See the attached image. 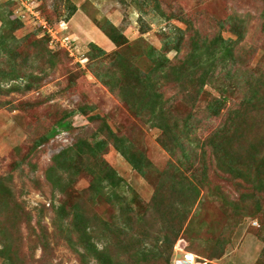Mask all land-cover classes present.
Returning <instances> with one entry per match:
<instances>
[{
  "label": "rangeland",
  "instance_id": "obj_1",
  "mask_svg": "<svg viewBox=\"0 0 264 264\" xmlns=\"http://www.w3.org/2000/svg\"><path fill=\"white\" fill-rule=\"evenodd\" d=\"M231 15L244 24L235 46L237 79L258 81L264 78V0H0V249H6L0 264H81L65 239L77 240L73 210L94 225L110 263L171 264L190 251L211 264H257L264 188L253 183L264 182V166L255 173L250 155L264 152V108L244 111L231 132L216 134L226 109L217 118L205 112L217 95L210 86L194 107L178 98L169 117L181 144L171 153L159 141L161 130L131 107L143 94L137 79L153 65L149 48L174 63L196 36L220 31L234 40ZM106 21L123 34V44L98 28ZM111 65L121 94L133 95L131 104L95 75ZM163 91L165 98L174 95L170 87ZM240 94L231 97L235 105ZM95 115L147 161L141 175L105 140L100 157L122 181L100 198H91L88 174L48 172L53 156L78 139L107 138ZM214 136L219 139L210 145ZM254 192L261 209L247 214ZM234 204L246 215L234 217ZM94 263L100 264L89 257L87 264Z\"/></svg>",
  "mask_w": 264,
  "mask_h": 264
},
{
  "label": "trees",
  "instance_id": "obj_2",
  "mask_svg": "<svg viewBox=\"0 0 264 264\" xmlns=\"http://www.w3.org/2000/svg\"><path fill=\"white\" fill-rule=\"evenodd\" d=\"M262 17V28L264 30V15ZM229 22L230 32L237 37L236 39L225 38L220 31L211 38L202 37L199 41L196 36L195 39L190 42L188 54L183 59L174 63L162 54L156 56V50L149 48L148 55L151 57L153 65L147 74L137 79V87H140L139 89L143 94L139 97V103L132 104L131 107L138 116L145 117L153 127L161 130L159 141L163 148L171 153L174 152L175 147L181 144L180 133H176L172 130V128L176 126L170 122L169 117L170 107L174 105L173 103L178 98L185 99L187 104L194 107L196 103L201 100L202 96L207 94L205 87L210 86L217 95H211V99L206 104L205 112L217 118L221 116L224 109H226V113L224 114L225 119L215 132L216 134L231 132V125L237 121L239 116L243 115L242 113L244 111L254 115L255 113L258 114V109L264 108L261 106V103L264 102V95L260 96L264 93V78L260 77L258 81L250 78L247 82L237 79L239 75L236 69L238 60L235 46L243 35V18L239 15H231L227 23ZM106 24L107 26L98 24V28L115 45L119 46L123 44V41H125L123 34L110 22L106 21ZM224 24L225 22L219 23V27L223 29ZM91 45L100 56H109L98 46ZM175 49L178 51L177 47ZM97 68H99L98 64ZM112 70L113 67L111 65V67L103 68L101 71L99 70L100 72H95V75L107 85L109 89L116 92L118 96L123 97V100L131 104L133 102V95L130 94L124 97L121 94L124 88L112 78V76L115 75L114 71V73H111ZM222 70H224V72H222ZM182 76L188 77L187 82L184 84H182ZM168 87L174 89V95L165 98L163 90ZM236 92L241 93V99L238 105L231 102V97ZM91 119L100 120L98 131L101 134H106L107 138L95 139L91 143L88 142L87 139H78L72 146L53 156L48 172H55L57 168H60L70 176H74L78 173H86L90 176L88 192H90L91 198H100L107 194L105 191L107 187L108 190L110 188L113 189L116 186L118 187L122 181L116 172L100 157V153L107 143L105 140L111 141L112 146L125 158L132 168L141 175H145L146 173L147 161L142 154L133 152L129 145L124 143L123 138L111 132L107 124L101 118L95 115L92 116ZM187 124L188 122H185L184 126L187 127L188 132H191L193 130L192 126ZM65 125L66 124L63 123L59 124L60 127ZM233 128L236 129V127ZM226 137L227 136L223 137L221 141ZM214 138L216 139L209 142L210 145L214 144L219 139L218 136H214ZM261 141L264 146V137L261 138ZM254 155H250V157L252 156L251 158L255 160L254 171L257 173L260 171V168L264 166V152H257L256 154L254 153ZM193 156L194 154L192 157ZM186 157L190 158L191 156ZM189 164L192 165L190 160ZM178 170L179 168L176 167L175 171ZM253 185L255 190L260 186L264 188V182L253 183ZM189 187L195 189L193 185ZM251 198L253 209L246 212L247 214L257 213L261 209L257 193L254 192ZM239 209H241L239 205L236 206L234 204L231 209V214L234 217L238 215L241 217L245 212L243 213V210L240 211ZM79 211L80 210H73L71 222L72 227L74 226V231L72 233L76 236L77 240H73L69 235H66L65 239L67 244L77 252L81 264H87L89 257H93V259L100 264H120L117 261L110 263V256L105 255L103 250L97 246L100 238L94 234V225L90 223L89 219L81 216ZM232 223L233 225L235 224L233 228L236 229L239 220L237 219ZM259 240L263 243V246L258 254L256 262L257 264H264V237H261ZM171 244L172 243H170L168 251L172 249ZM5 250V247L0 249L1 257L6 256L4 255ZM195 255L200 257L198 254ZM220 255H222V251L218 252L214 257H219ZM103 259L107 262H104ZM208 261V264H211L209 259Z\"/></svg>",
  "mask_w": 264,
  "mask_h": 264
},
{
  "label": "built area",
  "instance_id": "obj_3",
  "mask_svg": "<svg viewBox=\"0 0 264 264\" xmlns=\"http://www.w3.org/2000/svg\"><path fill=\"white\" fill-rule=\"evenodd\" d=\"M208 260H204L193 252L183 251L180 255L173 258L172 264H208Z\"/></svg>",
  "mask_w": 264,
  "mask_h": 264
},
{
  "label": "crops",
  "instance_id": "obj_4",
  "mask_svg": "<svg viewBox=\"0 0 264 264\" xmlns=\"http://www.w3.org/2000/svg\"><path fill=\"white\" fill-rule=\"evenodd\" d=\"M260 248H261V244H260ZM254 258L256 259V258H257V256H255ZM255 259H254V260H255Z\"/></svg>",
  "mask_w": 264,
  "mask_h": 264
}]
</instances>
